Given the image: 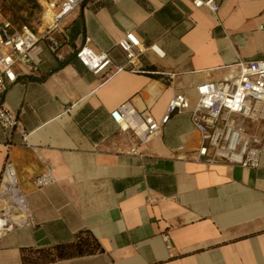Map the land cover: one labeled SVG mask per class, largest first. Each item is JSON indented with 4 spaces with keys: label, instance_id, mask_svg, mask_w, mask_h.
<instances>
[{
    "label": "crops",
    "instance_id": "obj_1",
    "mask_svg": "<svg viewBox=\"0 0 264 264\" xmlns=\"http://www.w3.org/2000/svg\"><path fill=\"white\" fill-rule=\"evenodd\" d=\"M217 12L187 0H86L65 20L58 50L47 40L36 72H17L0 93L27 133L0 126V171L9 160L35 225L0 238V264H22V248L73 241L89 230L100 252L42 264H264V151L258 169L194 160L197 130L186 111L141 155L110 113L125 102L160 120L169 99L238 74L264 59V0H216ZM127 32L157 44L127 66L117 41ZM85 36L113 65L93 73L74 56ZM52 167L51 184L32 180Z\"/></svg>",
    "mask_w": 264,
    "mask_h": 264
},
{
    "label": "built area",
    "instance_id": "obj_2",
    "mask_svg": "<svg viewBox=\"0 0 264 264\" xmlns=\"http://www.w3.org/2000/svg\"><path fill=\"white\" fill-rule=\"evenodd\" d=\"M84 1L35 0L39 6V18L33 26H14L0 9V93L17 81L19 70H38V60L33 54L40 41L47 40L54 50L59 49L64 38L54 34H66V18ZM187 1L214 13L218 10L216 0ZM89 43L90 38L85 36L83 43L73 51L75 58L95 74H108L113 60L107 52H94ZM116 45L127 61V66H116V71L128 69L139 72L134 61L147 50L159 58L165 54L157 44L144 45L131 32L125 33ZM195 92L194 100L183 93H175L158 121L137 111L130 102L112 110L110 116L120 131L134 139L130 152L141 155L140 145L149 142L172 114L186 111L200 138L193 151L194 160L207 166L226 164L258 169L264 151V59L241 63L235 76L199 84ZM0 126L6 130L18 128L23 142L28 145L27 133L19 126L14 112L3 104H0ZM52 181L51 166H46L32 180L37 188H43ZM25 225L34 226V217L18 183L16 169L6 160L0 171V238L5 232Z\"/></svg>",
    "mask_w": 264,
    "mask_h": 264
},
{
    "label": "trees",
    "instance_id": "obj_3",
    "mask_svg": "<svg viewBox=\"0 0 264 264\" xmlns=\"http://www.w3.org/2000/svg\"><path fill=\"white\" fill-rule=\"evenodd\" d=\"M39 11V6L35 0H25ZM0 9L4 16H6L14 26H21L27 24L33 26L25 17H14L7 16L3 11V0H0ZM39 18V17H38ZM102 247L98 240L93 236L89 230H80L76 233L73 241L59 243L51 247L44 248H22L21 249V260L22 264H42L53 262L56 260L67 259L76 256L90 255L100 252Z\"/></svg>",
    "mask_w": 264,
    "mask_h": 264
},
{
    "label": "rangeland",
    "instance_id": "obj_4",
    "mask_svg": "<svg viewBox=\"0 0 264 264\" xmlns=\"http://www.w3.org/2000/svg\"><path fill=\"white\" fill-rule=\"evenodd\" d=\"M3 11L9 17H25L34 25L38 23L39 11L25 0H3Z\"/></svg>",
    "mask_w": 264,
    "mask_h": 264
}]
</instances>
